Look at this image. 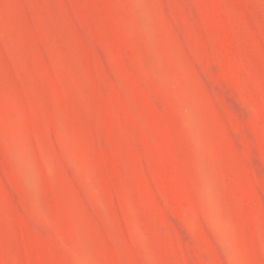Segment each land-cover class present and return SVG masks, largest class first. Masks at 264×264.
Segmentation results:
<instances>
[{"label": "rangeland", "instance_id": "obj_1", "mask_svg": "<svg viewBox=\"0 0 264 264\" xmlns=\"http://www.w3.org/2000/svg\"><path fill=\"white\" fill-rule=\"evenodd\" d=\"M0 264H264V0H0Z\"/></svg>", "mask_w": 264, "mask_h": 264}]
</instances>
